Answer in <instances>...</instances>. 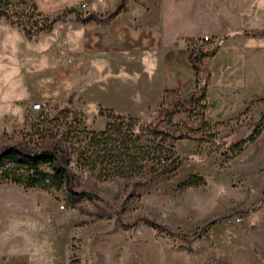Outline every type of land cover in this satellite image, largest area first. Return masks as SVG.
Instances as JSON below:
<instances>
[{"label": "rangeland", "instance_id": "obj_1", "mask_svg": "<svg viewBox=\"0 0 264 264\" xmlns=\"http://www.w3.org/2000/svg\"><path fill=\"white\" fill-rule=\"evenodd\" d=\"M7 1L16 21L0 15V145L34 151L60 141L75 187L98 196L92 195L96 204L85 197L68 201L62 188L0 182V264H264V127L241 149L232 145L255 120L264 122V96L241 104L234 87L208 88L203 58L192 95L203 85L204 98L193 109L175 112L172 120L192 128L225 120L229 125L203 127L216 142L175 141L174 151L187 159L128 195V178H99L96 170L76 162L72 151L78 142L71 128L98 130L108 120L94 103V71L64 75L59 64L79 57L52 41L58 33L35 31L27 38L23 32V24L62 10L37 14L31 0ZM225 56L218 58L223 62ZM175 96L190 99L167 91L146 116L133 117L147 122ZM142 216L174 234L152 228ZM181 235L195 237L188 241Z\"/></svg>", "mask_w": 264, "mask_h": 264}, {"label": "crops", "instance_id": "obj_2", "mask_svg": "<svg viewBox=\"0 0 264 264\" xmlns=\"http://www.w3.org/2000/svg\"><path fill=\"white\" fill-rule=\"evenodd\" d=\"M31 1L42 13L72 6L81 14L98 16L118 2ZM120 5L103 22L76 21L74 12H68L49 30L58 33L52 41L69 47L82 60L74 65L61 59L64 65L60 63L57 71L69 77L94 71L96 108L142 117L164 92L191 97L196 86L189 53L196 44L204 50L209 44L216 46L204 57L208 88L234 87L241 104L264 96V0H121ZM203 35L208 39L202 40ZM222 53L223 62L218 58Z\"/></svg>", "mask_w": 264, "mask_h": 264}, {"label": "trees", "instance_id": "obj_3", "mask_svg": "<svg viewBox=\"0 0 264 264\" xmlns=\"http://www.w3.org/2000/svg\"><path fill=\"white\" fill-rule=\"evenodd\" d=\"M121 0H118L115 8L105 15L98 16L92 12L81 14L75 7H66L61 13L49 19L34 21L29 26L23 24L22 29L27 38L35 31H48L56 20L64 19L70 11L74 12L76 21L95 20L103 22L109 19L121 8ZM29 7L36 10L32 1H28ZM9 1L0 0V15L5 16L9 23L16 21L14 11H8ZM39 14V11H36ZM225 37V34L220 38ZM215 47L204 50L200 45L192 46L189 60L193 67L195 76L202 72L201 60L214 53ZM197 78L195 77V81ZM203 85L199 91L192 95L188 102L176 96L170 99L166 105L158 109V114L151 120L139 121L133 116H122L115 114L110 109L107 112L108 120L102 129H87L83 125L71 128L74 142H78L72 149L75 153V161L90 170H96L99 178L124 177L129 179L128 192L132 194L134 188L147 182L157 175L174 171L187 156L179 155L174 151L175 141L196 140L198 142L215 141L210 132L202 130L203 127L217 125L227 126L229 120L216 121L211 125L204 122L202 125L192 128L181 125L172 120V116L178 110L193 109L201 99L204 98ZM264 122L258 124L255 120L251 130L244 137L232 142L235 149H241L246 142H251L260 133ZM219 142H223L219 139ZM216 142V141H215ZM66 147L60 141H48L36 150H22L16 144L5 143L0 145V182H13L28 187L53 186L62 188L68 201L77 197H85L94 201L92 195L97 193L89 189H77L73 183V175L65 164L64 153ZM49 165V169L42 167ZM264 197V187L260 193V199ZM97 206V205H96ZM109 216V214L104 215ZM223 217V216H222ZM141 221L160 231L174 234L164 224L146 216L140 217ZM211 222V221H209ZM125 224L123 226H130ZM198 230L196 231V233ZM185 240L190 238L181 235Z\"/></svg>", "mask_w": 264, "mask_h": 264}, {"label": "built area", "instance_id": "obj_4", "mask_svg": "<svg viewBox=\"0 0 264 264\" xmlns=\"http://www.w3.org/2000/svg\"><path fill=\"white\" fill-rule=\"evenodd\" d=\"M81 6L82 7H84V4H81ZM208 39V37L206 36V35H203L202 36V40H207ZM67 60L69 61V62H71L72 63V61H73V64L74 65H77V64H81L82 63V60L80 59V58H76V59H72L71 60V58H67Z\"/></svg>", "mask_w": 264, "mask_h": 264}]
</instances>
